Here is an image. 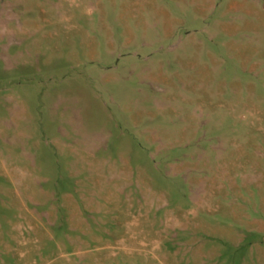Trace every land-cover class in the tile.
Wrapping results in <instances>:
<instances>
[{"label":"rangeland","instance_id":"374dc122","mask_svg":"<svg viewBox=\"0 0 264 264\" xmlns=\"http://www.w3.org/2000/svg\"><path fill=\"white\" fill-rule=\"evenodd\" d=\"M0 264H264V0H0Z\"/></svg>","mask_w":264,"mask_h":264}]
</instances>
